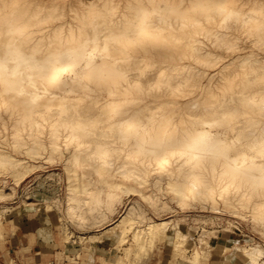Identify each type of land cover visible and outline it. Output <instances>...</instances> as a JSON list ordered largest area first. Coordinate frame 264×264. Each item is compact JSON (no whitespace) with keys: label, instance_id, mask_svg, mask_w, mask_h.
<instances>
[{"label":"bare ground","instance_id":"bare-ground-1","mask_svg":"<svg viewBox=\"0 0 264 264\" xmlns=\"http://www.w3.org/2000/svg\"><path fill=\"white\" fill-rule=\"evenodd\" d=\"M6 1L0 118L4 113L7 131L0 145L38 162L54 153L83 172L127 182L165 172L172 193L246 200L264 225V56L248 52L264 51L263 2L111 0L97 7L98 0H75L66 13L53 0ZM210 22L225 29L213 44L217 52L200 49L194 37ZM191 57L220 69L204 84L200 69L179 64ZM196 91L198 100L180 104ZM8 160L12 175L25 174L23 159L0 150V162ZM249 256L256 264L259 254Z\"/></svg>","mask_w":264,"mask_h":264},{"label":"rangeland","instance_id":"rangeland-1","mask_svg":"<svg viewBox=\"0 0 264 264\" xmlns=\"http://www.w3.org/2000/svg\"><path fill=\"white\" fill-rule=\"evenodd\" d=\"M73 1L53 0V3L66 10ZM124 1L135 3V0L115 2L122 4ZM167 1L172 7L184 5L181 0ZM0 2L4 3V0ZM101 2L112 1L98 0L97 7ZM224 5L215 7L221 10ZM119 8L115 16L122 14L121 6ZM212 16L220 19L216 14ZM210 23H207V30L199 31L194 37L201 41L200 49L217 52L220 48H214L213 44L225 29ZM262 23L264 25V19ZM203 31L207 33L206 37ZM244 39L242 44L247 40ZM247 42L244 45H250ZM253 48L248 49L251 58L264 56V51ZM179 64H191L200 69L205 75L202 77L204 84L206 77L220 69L219 66L201 67L193 57L181 60ZM197 93L179 98L180 104L184 106L198 100ZM104 100L100 102L101 108L105 105ZM2 115L3 118L5 114ZM2 118L0 132L6 133ZM40 120L41 116L37 117V121ZM108 144L112 145V142ZM0 150L8 159H23L27 167L23 176H14L8 170L11 160L0 162V259L5 264H16L11 255L18 254L13 252L14 246H7L9 242H19L27 237L41 242L37 245L38 251L42 253V260L44 258L50 264H221V261L253 264L249 258L252 252L259 254L256 264H264V225L254 218L257 212L246 200L231 195L208 198L196 194L190 198L174 194L166 187L168 177L165 172L152 171L140 181L129 180V183L118 174L102 176L96 170L85 168L83 172L72 163L71 166L60 161L54 153L53 158L48 153L50 157L46 154V159L38 162L7 143L1 144ZM107 158H114V153ZM111 185L114 187L110 188ZM152 227L157 228L154 235L150 231Z\"/></svg>","mask_w":264,"mask_h":264},{"label":"crops","instance_id":"crops-1","mask_svg":"<svg viewBox=\"0 0 264 264\" xmlns=\"http://www.w3.org/2000/svg\"><path fill=\"white\" fill-rule=\"evenodd\" d=\"M43 242H45V240H43ZM49 242V241H47ZM13 243V245H12ZM40 241L39 240H34L33 238H26L25 240H21V241H17V242H9V244L7 245L9 248H12L14 246V250L13 252H16L18 254L15 255H11V257H13V261L16 264H50L47 263L46 260H42V253L37 245H40ZM223 261H227L226 259H223ZM230 262H232L230 260ZM4 263L5 261L0 259V264ZM221 264H229L228 262H222ZM233 264V263H231ZM236 264H244L242 261H238Z\"/></svg>","mask_w":264,"mask_h":264}]
</instances>
